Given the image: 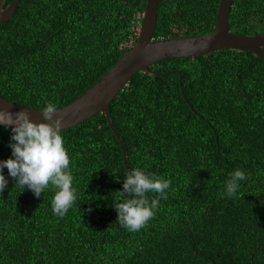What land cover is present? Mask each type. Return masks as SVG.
<instances>
[{"label": "trees", "instance_id": "obj_1", "mask_svg": "<svg viewBox=\"0 0 264 264\" xmlns=\"http://www.w3.org/2000/svg\"><path fill=\"white\" fill-rule=\"evenodd\" d=\"M219 1L159 0L153 37L209 32ZM145 4L18 0L0 22V96L37 109L70 103L134 44ZM229 29L263 32L264 0H233ZM150 69L109 104L125 163L104 113L61 130L78 192L66 215L53 214L51 190L20 193L8 177L0 264H264V58L226 48ZM10 136L0 125V160L11 156ZM135 167L171 187L147 225L130 232L112 199ZM237 168L246 179L239 198H226Z\"/></svg>", "mask_w": 264, "mask_h": 264}, {"label": "clouds", "instance_id": "obj_2", "mask_svg": "<svg viewBox=\"0 0 264 264\" xmlns=\"http://www.w3.org/2000/svg\"><path fill=\"white\" fill-rule=\"evenodd\" d=\"M40 111L43 121L36 122L28 111L12 113L0 109V125L11 126V156L0 160V193L8 186V177L14 179L20 193L27 189L35 197H40L46 189L51 190L54 193L51 201L53 214L63 217L78 199L70 156L61 131L63 117L56 115L55 103L46 104ZM245 179V171L235 169L225 181L221 195L239 198L241 182ZM170 187V179L143 167L131 168L122 180V190H116L115 199H112L116 221L130 232L141 230L154 217L160 199L167 198ZM149 193L155 195L149 198Z\"/></svg>", "mask_w": 264, "mask_h": 264}, {"label": "water", "instance_id": "obj_3", "mask_svg": "<svg viewBox=\"0 0 264 264\" xmlns=\"http://www.w3.org/2000/svg\"><path fill=\"white\" fill-rule=\"evenodd\" d=\"M18 0L2 6L0 0V22L9 19L15 12ZM233 0H220L213 28L201 35L154 38L159 0H146L142 13L139 34L134 44L88 89L63 107L57 108L63 117L62 130L85 119L104 113L109 126L120 142L123 161L125 149L109 114V104L118 92L138 71H151L150 65L157 61L196 57L220 49H243L264 58V31L255 34H240L229 29V12ZM0 109L12 113L28 111L33 121H43L41 109L18 105L0 96ZM3 126V125H1ZM7 128L11 129V126Z\"/></svg>", "mask_w": 264, "mask_h": 264}]
</instances>
